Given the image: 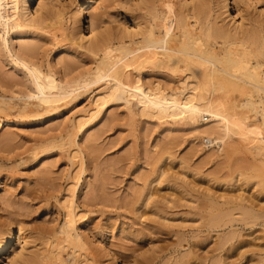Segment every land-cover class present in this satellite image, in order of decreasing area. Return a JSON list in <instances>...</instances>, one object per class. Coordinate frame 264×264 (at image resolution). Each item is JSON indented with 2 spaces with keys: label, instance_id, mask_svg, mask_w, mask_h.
<instances>
[{
  "label": "rangeland",
  "instance_id": "rangeland-1",
  "mask_svg": "<svg viewBox=\"0 0 264 264\" xmlns=\"http://www.w3.org/2000/svg\"><path fill=\"white\" fill-rule=\"evenodd\" d=\"M97 1L104 18L101 32L127 31L134 21L141 28L166 21L171 46L179 37L187 40L189 30L202 47L219 44L220 39L205 36L200 23L227 13L218 0H172L175 8L170 0ZM205 1L209 4L201 8ZM37 2L29 3L31 12ZM73 2L52 4L63 5L67 17ZM253 2H258L255 10L241 4L234 24L264 8V0ZM187 9L192 16L203 13L189 19ZM86 14L88 22L92 10ZM57 30L58 42L39 31V37L28 34L21 40L35 48L23 56L25 62L64 84L67 100L53 110H19L33 93L32 79L23 67L10 69L0 54V231L22 222L29 233L41 231L38 244L44 243L42 237L51 239L49 232L64 221L61 197L78 179L75 231L85 245L82 255L88 253L94 264H264V153L257 155L249 143L216 151V144L208 145L179 117L159 119L112 100L86 123L87 132L76 135L72 149V123L87 113L100 84L90 83L92 55ZM88 39L86 44L93 36ZM15 41L11 36L9 46L17 50ZM166 73H154V80L161 76L156 82L175 84L177 78ZM239 196L244 200L230 201ZM36 241L30 246L42 251L47 243L40 249ZM68 249L59 252L61 264H71Z\"/></svg>",
  "mask_w": 264,
  "mask_h": 264
},
{
  "label": "bare ground",
  "instance_id": "bare-ground-1",
  "mask_svg": "<svg viewBox=\"0 0 264 264\" xmlns=\"http://www.w3.org/2000/svg\"><path fill=\"white\" fill-rule=\"evenodd\" d=\"M31 1H38L32 12L29 8ZM53 1L0 0V54L14 67L10 69L23 67L28 73L26 76L32 79L33 93L24 98L26 104L23 107L19 105V110L25 107L53 110L58 107L61 99L66 97L67 100L68 97L64 84L59 80L57 82L51 75H42L28 61L30 65L25 62L23 56L35 50L33 44H27L26 38V42L21 41L26 35L39 37L36 34L39 31L40 34H50L58 42L59 38L55 33L59 29V37L68 42L79 40L82 45L80 48L92 55L94 70L90 83H99L100 92L97 90L92 97L87 113L73 121L74 132L69 134L70 147L71 143L75 147L74 139L78 133L87 132L84 128L86 123L99 115L104 110L105 103L112 100L121 101L123 108L128 111L151 114L154 117L156 115L159 119L179 117L197 135L205 136L208 145L216 144V151L225 152L236 143H249L258 150H255L257 155L264 153V19L261 18L264 8L258 11L257 16H241L238 24L233 23L241 4L255 10L258 2L218 0L226 9L225 18H220L219 15L217 18L220 19L216 20L214 17L212 22L204 18L206 21L202 20L200 24L206 37H216L221 41L219 44L214 41L211 46L202 47L201 43H197L198 40L193 39L190 30L187 40L179 37L176 44L171 46V31L166 21L145 28L134 21V27L130 30L119 33L101 32L104 18L98 12L100 6L97 0H74L67 17V9L65 11L63 5H53ZM208 4V1L203 2L201 8ZM170 6L174 7L175 2L170 0ZM89 10L93 14L86 22V12ZM187 12L192 13V10L187 9ZM195 14L201 16L199 12ZM189 16L193 19L187 13L186 18ZM84 29L88 32V37L93 36V40L87 44L89 39L85 37ZM11 36L17 40V50L13 49L15 45L9 46ZM213 38L211 39L214 40ZM162 72L176 77L175 84L160 80L156 82L161 76L154 80V73ZM202 120H206V123H201ZM77 180L70 183L59 203L64 212L63 224L54 233L49 232L53 234L51 239L41 236L48 247L45 248L47 244L42 241L39 242L45 245L42 251L36 246L31 247L32 241L39 240L41 231H38L40 234L32 231L35 234L32 240L33 233H29L30 230L27 232V228L21 225L22 222H17V226H8L0 231V254L8 250L0 264H61L64 261H61L59 252L64 248L70 249V254H67L71 257L69 263L72 260L71 264H94L93 258L87 256L88 253L82 255L85 245L75 231V224L80 216L75 205ZM231 197V202L244 200L240 196L234 200ZM209 198L212 205L216 203L212 196ZM228 201L229 199H225L226 203ZM39 244L41 249L43 244Z\"/></svg>",
  "mask_w": 264,
  "mask_h": 264
}]
</instances>
